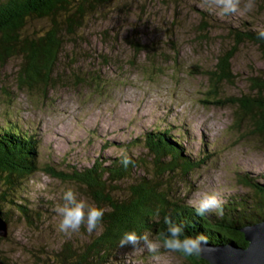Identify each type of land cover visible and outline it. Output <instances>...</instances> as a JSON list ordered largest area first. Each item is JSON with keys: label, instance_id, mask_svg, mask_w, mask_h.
<instances>
[{"label": "rangeland", "instance_id": "374dc122", "mask_svg": "<svg viewBox=\"0 0 264 264\" xmlns=\"http://www.w3.org/2000/svg\"><path fill=\"white\" fill-rule=\"evenodd\" d=\"M246 28L264 29V0H240L224 15L215 0H110L89 12L73 34L62 31V50L46 85L19 84L20 55L1 63L0 125L36 136L39 168L22 178L14 197L33 217L27 222L11 208L0 264L43 263L65 240L79 244L100 232V224L92 232L83 224L77 231L58 229L53 206L64 188L95 200L78 182L45 172V165L66 178L74 167L82 171L98 157L112 160L124 151L143 160L134 180L112 189L117 200L129 198L144 168L146 182L154 174L143 137L156 127L169 129L198 161L184 178L179 171L153 177L161 188L170 187L174 200L193 206L203 191L217 192L222 202L230 194L251 193L242 183L244 175L264 185V135L256 127L260 114L255 105L245 114L241 110L245 100L264 99V91L251 85L254 77L264 79V54L241 42L230 59L229 80L210 75L234 44L228 31ZM47 29L45 20H31L26 31L41 35ZM132 40L146 44V52L133 50ZM101 264L190 263L162 247L149 253L142 245H126Z\"/></svg>", "mask_w": 264, "mask_h": 264}, {"label": "trees", "instance_id": "16d2710c", "mask_svg": "<svg viewBox=\"0 0 264 264\" xmlns=\"http://www.w3.org/2000/svg\"><path fill=\"white\" fill-rule=\"evenodd\" d=\"M109 2L110 0H0V64L12 56L20 55L24 66L19 84L28 87L46 85L52 79L50 75L53 66L62 50V31L73 34L75 27L80 26L89 12L93 13L97 7ZM31 20H45L48 22V29L41 35L29 34L26 28ZM234 31H228L229 34H234V44L228 52L218 57L215 71L210 73L211 80H229L230 59L241 42L253 43L264 54V40L257 37V31L249 28ZM130 44L138 54L147 50L146 44L140 45L138 41L132 40ZM251 85L264 91V79L254 77ZM245 101L242 112H250L254 105L258 108L260 115L256 120V127L264 135V99L259 98L257 102L255 99L252 102ZM143 143L152 154L154 174L150 177V182H146L144 168V178L135 180V187L129 198L122 200L114 198V185L127 179L134 180L136 170L142 168L143 160L141 163L128 156L130 163L125 167L120 163V156L112 160L101 156L82 171L72 168L66 178L63 176L65 172H56L46 165L43 167L45 172L58 175L62 180L78 182L87 189L96 206L107 209L101 219L99 233L79 244H75L74 239L65 240L52 256L46 257L44 264H101L120 247L118 238L123 231L135 230L138 234L148 232L152 236L163 232L166 227L163 222L165 214L183 221L186 233L206 235L207 246L232 243L238 247H246L247 243L239 229L264 220V185L244 175L242 183L252 188L251 193L230 194L223 201L222 216H217L215 212L198 216L193 206L174 200L176 198L170 194L172 191L169 186L161 188L158 185L162 183L153 182L154 178L162 179L163 175L176 171L184 178L198 167V161L186 154L180 145V139L173 136L169 129L159 130L156 127L155 131L144 134ZM38 168L36 136L18 127L0 125V213L6 222L8 213L13 210L27 222L33 217L27 204L16 202L14 197L23 182L22 178H28ZM165 181L168 183L169 179ZM3 206L8 208L3 210ZM183 257L190 264H208L199 255Z\"/></svg>", "mask_w": 264, "mask_h": 264}, {"label": "clouds", "instance_id": "9594fccd", "mask_svg": "<svg viewBox=\"0 0 264 264\" xmlns=\"http://www.w3.org/2000/svg\"><path fill=\"white\" fill-rule=\"evenodd\" d=\"M215 3L220 14L224 15L234 12L240 0H215ZM256 35L260 40H264V29L259 30ZM120 163L125 167L130 163L124 151L120 154ZM193 208L198 216H204L210 212H215L217 216L223 215V202L215 191L201 192ZM53 211L58 217L57 227L61 232L77 231L82 224L86 231L92 232L100 224L104 214L103 208L78 198L72 187L62 190L60 201L54 204ZM163 222L166 226L165 230L151 238L148 232L138 234L135 230L123 231L118 238L119 246L138 247L142 245L149 253H157L162 247L183 256L199 255L207 246V236L203 233H186L183 221H177L169 214H165Z\"/></svg>", "mask_w": 264, "mask_h": 264}, {"label": "water", "instance_id": "95a60500", "mask_svg": "<svg viewBox=\"0 0 264 264\" xmlns=\"http://www.w3.org/2000/svg\"><path fill=\"white\" fill-rule=\"evenodd\" d=\"M246 247L232 243L206 246L199 254L208 264H264V220L239 229ZM8 235V224L0 213V238Z\"/></svg>", "mask_w": 264, "mask_h": 264}]
</instances>
